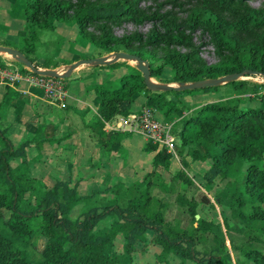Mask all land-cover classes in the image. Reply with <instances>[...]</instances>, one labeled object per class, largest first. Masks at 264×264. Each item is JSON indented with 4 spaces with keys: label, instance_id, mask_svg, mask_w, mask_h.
Wrapping results in <instances>:
<instances>
[{
    "label": "trees",
    "instance_id": "1",
    "mask_svg": "<svg viewBox=\"0 0 264 264\" xmlns=\"http://www.w3.org/2000/svg\"><path fill=\"white\" fill-rule=\"evenodd\" d=\"M138 1L101 4L91 0H26L23 17L26 36L17 47L37 67L51 68L50 61L40 64L36 53L40 31H53L51 19L54 18L60 23L76 24L83 39L107 53L125 51L148 60L154 57L148 50H163L165 65L174 71L173 82L193 83L244 71L264 74V9L252 8L248 0H190L196 6L185 21H179L170 13L149 17L137 7ZM177 1H173L174 6ZM124 20L149 21L154 29L145 36L113 35V29ZM197 31L209 38L219 57L218 64L209 66L203 60L193 39ZM150 69L153 79L164 73L163 66L157 69L150 66ZM119 83V87L111 83L96 85L94 89L99 98V119L91 125L96 138L106 137V123L128 117L134 101L145 92L147 108L160 112L169 124L180 119L181 129L173 131L179 141L177 154L182 156L191 149L194 160L210 161L211 168L201 178L205 186L211 187L217 178L227 180L232 167L240 164L244 170L243 187L232 194L236 214L248 224H261L262 234L254 242L264 245V110L240 108L239 97L252 92L248 83L227 84L236 89L238 98L208 103L192 111L189 117L183 116L186 109L169 96L180 98V94L193 91L152 93L139 72L124 75ZM219 88L199 91L215 92ZM7 133V129L0 128V224L5 228L0 231V264H34L27 257V250L31 246L36 248L35 243L32 245L34 238L45 242L39 252L42 261L35 264H121L118 258L108 254L119 234L124 235L127 255H132L137 242L151 234L152 242L164 254L182 261L264 264V249L252 242L237 249L242 258L235 263L229 260L228 241L224 238L216 240L219 243L212 251H199L198 245L212 225L201 219L192 230L172 225L166 219L165 205L152 197L149 183L146 191L137 184L128 188L125 204L103 206L99 205L100 193L82 196L77 186H71L68 181H57L49 190L40 192L43 183L19 176L12 167L17 158H23L27 164L30 142L15 147ZM145 150L152 153L157 146L149 142ZM172 156L165 150L157 153L154 169L169 170ZM176 180L185 185L194 184L183 172L176 175ZM85 201L91 207L72 219L74 207ZM177 201L195 219L198 205L187 198L185 190ZM248 207L250 213L244 211ZM109 218L117 221L107 232L97 234L96 228Z\"/></svg>",
    "mask_w": 264,
    "mask_h": 264
},
{
    "label": "rangeland",
    "instance_id": "2",
    "mask_svg": "<svg viewBox=\"0 0 264 264\" xmlns=\"http://www.w3.org/2000/svg\"><path fill=\"white\" fill-rule=\"evenodd\" d=\"M91 1L107 4L120 0ZM173 1L174 0H139L137 7L149 17H152L155 14L160 16L162 14L170 13L179 21H185L189 17L190 11L196 6L195 2L190 0H178L176 2L177 5L174 6ZM248 3L252 8L264 9V0H248ZM25 7L26 0H0V35L6 34V43L10 42L16 44V46H14L16 49H18L17 46L21 44L22 39L21 36V38L17 36V33H21L20 35L23 36L25 35V21L23 20ZM51 24L54 26L53 31H40V41L36 53L40 64L50 61V64H52L51 67H53L58 64H74L82 59H93L99 57L113 58V56L118 53H107L106 51L99 49L97 46L83 39L80 36L79 28L74 23H60L52 18ZM153 27V23L149 21L144 23H135L124 20L120 25L113 29L112 34L117 37H124L135 33L145 36L149 35L153 31ZM90 31L91 33L99 36L94 29H90ZM7 35L11 36L7 37ZM193 39L196 46L200 49L201 56L207 65L211 66L219 63L220 60L217 52L212 44L209 43L210 40L207 36H204L201 32L197 31L194 34ZM180 50L185 53L187 52L185 49ZM148 52L154 56L153 59L147 60L150 66H153L155 69L161 66L164 67L163 75L161 77L154 78V82L177 86L179 82L172 81V77L174 76L173 69L169 65H165L163 50H148ZM0 56L11 58V56H8L7 54H0ZM17 64L23 66L18 62ZM38 68L44 69L42 67ZM67 69L65 71H67ZM63 70L60 71L61 74L65 73ZM82 70L89 72L88 74L84 75V82L87 83L89 81L92 84L99 82L98 78L100 75H102V77L105 79L112 72H115L113 73L115 78H112L110 82L109 78H107L105 80L107 83H103H112L115 87H119V80L124 75L139 72L136 62L126 60H120L113 66L94 67L86 65L77 69L78 72H81ZM120 70H122V72H119ZM241 81L247 82L248 89L252 90V92L239 97L240 108L244 110L250 108L264 110V79L261 76L253 75L242 78ZM236 94V89L233 88V86L223 85L218 91L215 92L204 93L196 90L193 91V93H182L180 94V98H172L169 96V99L177 103L180 108L186 109V112L183 114V116L189 117L192 115V111H195V109L198 107H202L208 103L218 102L223 99L227 100L238 98ZM144 96H147L145 92ZM138 97L139 98H137V101H139L142 96L140 95ZM8 112L9 116L11 117L10 120L14 119L13 115H16L17 111ZM3 113L5 115L6 111H3ZM137 114L138 113H136L135 116H137ZM156 117L159 118V120L169 124L163 115L158 111H156ZM179 120L180 119H176L174 123L170 124L172 126V134H174L173 131H178L181 129ZM128 124H130V122ZM6 126L8 125L4 124L1 120L0 128L5 129ZM122 127L124 126L122 125ZM122 129L127 130L125 133V147H130L129 145L132 143L139 144V146L144 143L142 139H145V136L130 131V127ZM107 131L110 132L109 129H107ZM145 143H147V141ZM176 144V155H173L169 174L161 171L164 175L162 173H157L154 175V177H151V174H146L145 177L143 176L144 178L139 179L138 170L140 169L137 170V173L136 171L131 172L128 166L129 163H125L123 165L122 168L124 169H120L116 166L117 163H115L111 169V173L113 174L115 170L116 175L108 174V179L105 178L104 181H97V183L103 182V188L104 185L109 187L106 189L107 191H105V193L99 195V205L103 206L112 205L114 203H126L125 199L129 194L128 188L137 184L140 186V189L146 191L147 185L149 183L151 186L152 197L165 205V215L169 223L187 230L196 228L200 219L212 225L209 233H205L203 235V242L198 245L199 251H212L213 248H215L219 243L216 240L224 238L226 242L228 241L227 246L229 249V260L235 263L237 259L242 258V255H240L237 249L240 247H245L250 242H252L257 248L264 249V245L254 242V239L262 234L261 224L258 222L257 224H248L236 214V202L235 198H232V194L234 195V193L243 187L244 170L241 168L240 164L232 167L230 176L227 180L221 181L220 179H217L214 182V185L207 187L205 186L203 179H199L197 176L206 173L210 165L208 163H203L202 160H194L191 154V149L185 151L182 156H178L177 153L179 141L177 137ZM33 151L35 154L38 153L37 150ZM89 151L91 154L97 157V149H89ZM61 153L62 152H60L58 156H60ZM74 155V162L80 164L81 160L84 158V154L81 155L78 152H74ZM132 155L136 157L135 154L132 153ZM50 157V146L47 145L44 148L43 157L41 158L43 160L45 159L44 162H32L31 164H25L23 163V160L16 159L12 162V167L19 176L28 177L31 180L33 179L37 182L43 183L44 188L40 192H44L49 190L54 184V177L51 176V171L54 170L59 172L60 177L65 176L63 173L64 171L61 169L62 164H53V157H51L50 163ZM138 158L141 159L142 157L138 156ZM184 162L188 163L189 166L185 165ZM146 171L149 173L148 169ZM184 171L185 173H188L189 177L194 178L196 181L193 182V185H185L179 180H176L175 175ZM100 173L102 178L107 175L105 174L106 172L104 170H101ZM124 173H128L127 176H125ZM73 174L76 175V172ZM114 176H118V178H114ZM96 180L97 179L85 181L82 190L86 191L89 188L88 183H95ZM118 186L121 187L118 188ZM37 187H39L38 184L36 185V188ZM165 187L168 190H166ZM184 189L186 190L187 198L193 199L198 205V214L195 216V219H193L190 215V211L186 207L180 205L179 201H177L180 192ZM25 206L26 204H24V207ZM88 207H91L89 202L86 204V208ZM83 211L84 208L81 209L79 206H76L71 212L70 217L75 220ZM244 211L250 213L251 209L248 207L245 208ZM5 216L8 218L9 213L6 212ZM116 221L117 218H109L103 221L96 228V233L103 234L107 232L111 228L112 224ZM4 229V226L0 224V231ZM34 243L36 244V248L34 249L31 246L27 250V257L30 261H32V263L35 264L42 261V257L40 256L39 252L43 249L45 242L41 239L37 241L36 238H34L32 240V245H34ZM124 244V235L119 234L113 245L109 248L108 252L111 257L118 258L121 264H194L191 261H182L174 256H168L164 254L162 248L152 242L151 234L146 236L142 241H140V243L136 244L135 251L132 255L126 254L124 250Z\"/></svg>",
    "mask_w": 264,
    "mask_h": 264
},
{
    "label": "crops",
    "instance_id": "3",
    "mask_svg": "<svg viewBox=\"0 0 264 264\" xmlns=\"http://www.w3.org/2000/svg\"><path fill=\"white\" fill-rule=\"evenodd\" d=\"M20 34L17 33L19 38L22 37L23 39V37L26 36V33H24V36ZM8 36L11 35H7V37ZM0 46L15 48L14 46H16V44L10 42L6 43V34H3L0 35ZM5 58L9 57L0 56L1 60H5ZM71 65L72 63L66 65L58 64L51 68L44 69H56L58 71L64 69L63 71H65ZM82 71L78 72L76 70L70 78L64 79L66 95L64 97L65 101L61 103L47 98L43 90L30 87L26 83H17L15 86L0 85V119L4 124L8 125L5 128L8 130L7 137L13 142L15 147L28 141L30 142L26 150L27 164H31L32 162H44L45 159H41L43 157V151L45 146L49 145L51 157H53V164H62L61 169L65 174V176H61V178L59 172L54 170L51 171V176L54 177V184L57 181H68L71 186H77L78 192L82 196H88L94 193H105V191H107L106 189L109 187L104 185L103 188V182L97 183V181H104L105 178L108 179V174L116 175L114 169V173H111V169L115 163H117L116 166L120 169H124L122 168L123 165L129 163L128 166L131 172L136 171L137 173V170L140 169L138 170L139 179L144 178L146 174H151V177H154L157 173L161 174V171L169 174L171 165L169 170H165L163 167L158 170L154 169L153 160L156 154L160 152V148L156 145L157 150L155 152H147L145 147L149 141L146 137L142 139L144 143L140 146L139 144L132 143L129 145L130 147H125V133L127 130L122 128L130 127V131L140 134L131 126V122L133 120L132 117L136 113L139 114L146 108L147 96L139 94V96L141 95L142 97L139 101H137V99L134 101L131 114L124 119L117 118L110 123H106L104 128L106 137L96 138V132L93 131L91 125L99 119V98L94 89L96 85L107 83V81H105L107 78H109V82L112 78H115L113 74L115 72H112L105 79L100 75L98 78L99 82L92 84L89 81L87 83L84 82V75L89 72ZM119 72H122V70ZM3 111H6L5 115ZM8 111H17V114L13 115L14 119L10 120L11 117ZM129 122L130 124H128ZM122 125L124 127H122ZM107 129H109L110 132H108ZM145 140L147 143H145ZM102 144H106L105 147ZM89 149H97V157L91 154ZM33 150H37L38 153L35 154ZM60 152L62 153L58 156ZM74 152H78L81 155L84 154V158L81 160L80 164L74 162ZM132 153L135 154L136 157H134ZM138 156L142 158L139 159ZM17 159L23 160V158ZM203 163H208L210 165L209 169L211 168L210 161L204 160ZM147 169L149 173H147ZM101 170H104L106 172L105 174H107L104 178L100 176ZM75 172L76 175L73 174ZM183 173H185V171ZM206 173L197 176V178L201 179ZM124 174L127 176L128 173ZM185 174L189 177L188 173ZM115 177L118 178V176H114V178ZM92 179L97 180L95 183H88L89 188L83 191L82 189L85 181ZM191 179L193 182H196L194 178ZM119 187L121 186H118V188ZM87 203L88 201L81 202L77 206L81 209H86ZM137 243H140V241Z\"/></svg>",
    "mask_w": 264,
    "mask_h": 264
},
{
    "label": "built area",
    "instance_id": "4",
    "mask_svg": "<svg viewBox=\"0 0 264 264\" xmlns=\"http://www.w3.org/2000/svg\"><path fill=\"white\" fill-rule=\"evenodd\" d=\"M2 59V58H1ZM0 59V85L15 86L26 83L30 87L43 90L44 95L56 102L65 101L64 79L41 76L30 69L20 66L12 58ZM131 126L136 132L144 135L149 142L158 145L160 151L176 155V137L172 134V126L156 117V111L144 108L137 116L132 117ZM178 155V154H177Z\"/></svg>",
    "mask_w": 264,
    "mask_h": 264
},
{
    "label": "water",
    "instance_id": "5",
    "mask_svg": "<svg viewBox=\"0 0 264 264\" xmlns=\"http://www.w3.org/2000/svg\"><path fill=\"white\" fill-rule=\"evenodd\" d=\"M0 54H7L11 56L16 62L22 64L25 68L30 69L34 73L47 76L52 78H59V79H68L72 76V74L82 66H94V67H102V66H113L118 63L120 60L126 61H134L137 63V69L139 70L140 74H142L147 90L152 93H171V92H187V91H196L202 90L207 88H218L223 85L235 83L241 81L242 78L247 76H261L264 79V74L253 72V71H244L242 73H234L229 74L220 78H213V79H206L201 81H196L193 83H185L179 82L177 86L173 85H166V84H157L152 82V75L150 64L147 60L142 59L141 57L133 54H129L127 52H118L116 53L113 58L109 57H99L93 59H82L77 61L76 63L72 64L68 67L65 73H60L58 70L53 69H40L38 68L29 58L26 57L19 49L0 46Z\"/></svg>",
    "mask_w": 264,
    "mask_h": 264
},
{
    "label": "bare ground",
    "instance_id": "6",
    "mask_svg": "<svg viewBox=\"0 0 264 264\" xmlns=\"http://www.w3.org/2000/svg\"><path fill=\"white\" fill-rule=\"evenodd\" d=\"M152 82H154L153 78H152ZM154 83H156V82H154ZM157 84H160V83H157Z\"/></svg>",
    "mask_w": 264,
    "mask_h": 264
}]
</instances>
